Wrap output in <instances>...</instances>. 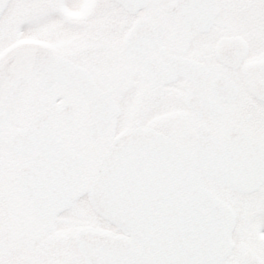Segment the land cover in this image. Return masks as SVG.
<instances>
[{
	"label": "snow or ice",
	"instance_id": "snow-or-ice-1",
	"mask_svg": "<svg viewBox=\"0 0 264 264\" xmlns=\"http://www.w3.org/2000/svg\"><path fill=\"white\" fill-rule=\"evenodd\" d=\"M0 264H264V0H0Z\"/></svg>",
	"mask_w": 264,
	"mask_h": 264
}]
</instances>
